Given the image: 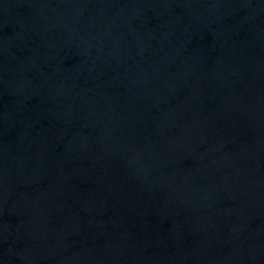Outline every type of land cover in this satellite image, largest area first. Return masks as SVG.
Here are the masks:
<instances>
[{
  "label": "water",
  "instance_id": "95a60500",
  "mask_svg": "<svg viewBox=\"0 0 264 264\" xmlns=\"http://www.w3.org/2000/svg\"><path fill=\"white\" fill-rule=\"evenodd\" d=\"M0 264H264V0H0Z\"/></svg>",
  "mask_w": 264,
  "mask_h": 264
}]
</instances>
